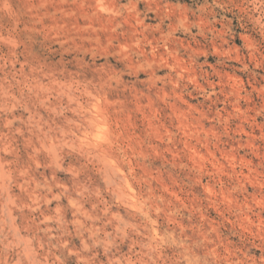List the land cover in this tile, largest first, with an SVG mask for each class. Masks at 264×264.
<instances>
[{
    "label": "clouds",
    "instance_id": "obj_1",
    "mask_svg": "<svg viewBox=\"0 0 264 264\" xmlns=\"http://www.w3.org/2000/svg\"><path fill=\"white\" fill-rule=\"evenodd\" d=\"M0 264H264V0H0Z\"/></svg>",
    "mask_w": 264,
    "mask_h": 264
}]
</instances>
